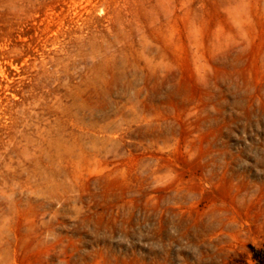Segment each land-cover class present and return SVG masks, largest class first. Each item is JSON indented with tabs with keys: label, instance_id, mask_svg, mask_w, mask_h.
Wrapping results in <instances>:
<instances>
[{
	"label": "rangeland",
	"instance_id": "obj_1",
	"mask_svg": "<svg viewBox=\"0 0 264 264\" xmlns=\"http://www.w3.org/2000/svg\"><path fill=\"white\" fill-rule=\"evenodd\" d=\"M0 264H264V0H0Z\"/></svg>",
	"mask_w": 264,
	"mask_h": 264
}]
</instances>
